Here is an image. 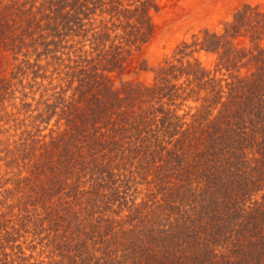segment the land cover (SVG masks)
I'll use <instances>...</instances> for the list:
<instances>
[{
    "label": "trees",
    "instance_id": "16d2710c",
    "mask_svg": "<svg viewBox=\"0 0 264 264\" xmlns=\"http://www.w3.org/2000/svg\"><path fill=\"white\" fill-rule=\"evenodd\" d=\"M154 6L0 0V57L16 62L0 122L22 129L6 157L31 172L24 210L57 215L46 264H264V11L244 4L182 41L153 82L124 79Z\"/></svg>",
    "mask_w": 264,
    "mask_h": 264
},
{
    "label": "rangeland",
    "instance_id": "374dc122",
    "mask_svg": "<svg viewBox=\"0 0 264 264\" xmlns=\"http://www.w3.org/2000/svg\"><path fill=\"white\" fill-rule=\"evenodd\" d=\"M154 1L155 6L151 8L154 33L147 43L133 50L131 65L124 74V79L153 82V68L171 56L176 46L182 41L192 42L193 35L201 36L206 28L222 30L223 24L231 20L233 14L244 4L259 5L264 11V0ZM97 17V24H99L100 19L108 20L110 15L104 13ZM236 42L243 45L248 41L241 37ZM196 56L207 67H214L216 54L201 51L196 53ZM15 64L11 56L0 57V76L11 77ZM16 80L14 79L13 82ZM115 81L119 84L120 78L115 76ZM26 90L29 91V89ZM17 95L20 96L21 93L17 92ZM38 96L39 94L36 97ZM28 101H32L31 97ZM10 103V101L5 102L8 111L17 113V109H12ZM2 115H4L3 112ZM22 118H24L23 114L20 116V119ZM11 119L9 123L5 120L0 122L2 130L11 127L8 132L0 133V150H4L0 151V246L3 245L0 256L3 258L5 257L3 253L8 254L9 260H15L14 264H17L22 257H25L29 263L46 264L58 252L53 243L56 231L51 229L53 228L51 219L55 221L57 215L52 214L47 206L42 205V202L29 205L24 210V201L31 193L24 179L31 172L28 168H23L21 158L15 160L16 157L12 158L10 155L6 157V145L12 143L10 148H13L14 141L19 142L22 135V129L15 131L13 116ZM54 122L55 118L52 120V123ZM43 133L48 134L49 129H45ZM1 140H6L7 143H1ZM21 169L23 172L20 173ZM56 200L57 196L54 198V201ZM62 229L60 228V234Z\"/></svg>",
    "mask_w": 264,
    "mask_h": 264
}]
</instances>
